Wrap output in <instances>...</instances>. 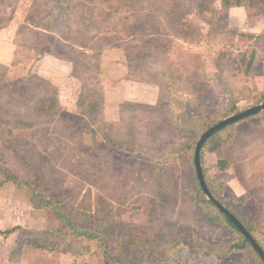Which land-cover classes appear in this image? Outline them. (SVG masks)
<instances>
[{"label": "rangeland", "instance_id": "374dc122", "mask_svg": "<svg viewBox=\"0 0 264 264\" xmlns=\"http://www.w3.org/2000/svg\"><path fill=\"white\" fill-rule=\"evenodd\" d=\"M28 1L0 0V28L19 27L0 66V181L27 185L0 187V227L53 245L51 227L74 235L57 206L97 235L61 245L63 262L81 241V264H105L106 250L135 264H263L202 203L194 156L202 122L264 104V0H38L33 19ZM110 55L127 65L120 81L102 71ZM254 117L213 138L203 167L264 245V112Z\"/></svg>", "mask_w": 264, "mask_h": 264}, {"label": "crops", "instance_id": "0c3cea01", "mask_svg": "<svg viewBox=\"0 0 264 264\" xmlns=\"http://www.w3.org/2000/svg\"><path fill=\"white\" fill-rule=\"evenodd\" d=\"M35 1L37 2L38 0H29L26 5V9L28 10L26 13L25 17L28 16L30 13V10L32 9V6L35 5ZM63 4V0L61 2ZM36 6V5H35ZM62 10H65V7L62 6L60 7V11H58V15H62ZM55 15H50V23L53 19H55ZM32 18L34 15H29ZM24 17V18H25ZM54 17V18H53ZM11 17H8L10 19ZM1 19V18H0ZM7 21V20H6ZM9 21V20H8ZM23 23H20L22 25ZM19 25V26H20ZM24 28L29 27L30 29L33 30H39L37 28H34L32 24H26L24 23ZM14 21L8 23L6 22L5 28H0V66H5L9 67L11 63L13 62L14 55L9 54L7 52L6 47H9V50H12L13 53L15 52V46L11 44L14 42L13 40L15 39L17 33H18V28L17 32L15 31L14 28ZM29 30V29H28ZM12 39V40H11ZM11 47V48H10ZM7 54H5V50ZM114 60L111 59V55L104 57L102 60V71L104 72V75L111 80H117L120 81V79H123L121 75L124 76V67L127 66L125 64V61L121 63L119 62H113ZM73 65L71 71L75 72V63H71ZM74 70V71H73ZM127 70V69H126ZM126 74V73H125ZM43 76V74H40V77ZM113 77V78H111ZM74 79H79L76 76H74ZM116 81V80H115ZM5 230H3L0 227V264H81V258L84 259V257L81 255L84 253V251H88L87 249H83V243L76 242L75 244L71 245L70 249L65 251L66 254H64V257L66 261H62L63 259L61 256L63 255L64 252H62L61 248L53 253H48L43 250L37 249L34 246H29L27 244H23L22 241H20L21 235L18 233L16 234L13 232L10 235L5 234ZM68 243H65V245ZM62 252V253H61ZM57 254V255H56ZM87 253H84L85 255ZM16 256V257H15ZM60 256V257H59Z\"/></svg>", "mask_w": 264, "mask_h": 264}, {"label": "trees", "instance_id": "16d2710c", "mask_svg": "<svg viewBox=\"0 0 264 264\" xmlns=\"http://www.w3.org/2000/svg\"><path fill=\"white\" fill-rule=\"evenodd\" d=\"M227 2H230L229 0H226ZM238 1L240 0H236L237 4ZM262 101L264 103V94L262 95ZM240 112V111H238ZM232 115V114H231ZM231 115H226L225 117H222V119H220L219 121L221 122L222 120L228 118L229 116ZM234 115V114H233ZM255 118V117H253ZM248 120V119H247ZM247 120L243 121V122H246ZM218 123V122H217ZM242 123V122H241ZM239 124V123H238ZM201 125L203 126V133L205 131H207L209 128H211L212 126L209 125L206 121L205 122H202ZM229 128V127H228ZM228 128H226L225 130H227ZM225 130H223L222 132H224ZM222 132H219L218 134H216L213 138H215L216 136H218L219 134H221ZM202 133V135H203ZM201 135V136H202ZM213 138L211 140H209V142L205 145L204 147V150H203V154H202V162L204 161V152L208 146V144L213 140ZM187 149H190L192 146H191V143H188L186 145ZM205 170V169H204ZM206 175V173H205ZM207 179V177H206ZM9 182H13L15 183L16 185H18L19 187H24V186H27L26 184H22L19 182L18 178L14 177V176H6L5 178V181L2 182L0 181V187H2L5 183H9ZM207 182L209 184V187L213 193V195L219 200L221 201L226 207L227 204L224 202V200H222L221 198H219L215 192V188H214V184L211 183L208 179H207ZM201 189V187H200ZM36 197L34 198V202L37 203L38 205V208H48L49 205H51L47 200H45L43 197H41L40 195L38 194H35ZM202 203H207L209 204L210 206L214 207L215 209H217L211 202H209L207 199H204V201ZM52 208L55 210V214H56V220H60L62 222V224L64 226H67L69 228L70 231H73V236H71L69 234L68 231L64 230L63 228L61 229H55L56 227H51L49 228V232L52 233V235L54 236V238L56 239V242L53 244V245H50L47 240L44 241L43 243H39V244H36V245H31V246H34L36 247L37 249H40V250H43L45 252H48V253H53V252H56L60 249L61 245H64L65 243H69L67 241H70L72 239H80V238H83L84 240H91L92 238L96 237L97 238V235H93V233L91 232H88L87 230L83 229V228H80V227H77L75 225H73L71 222H70V219H68L67 217H65L61 212L57 211V206H52ZM203 208V207H202ZM229 209V208H228ZM230 210V209H229ZM231 211V210H230ZM219 212V211H218ZM233 213V212H232ZM221 214V213H220ZM224 220L226 221L227 224H229V226L231 228H233L235 230V232H237L238 234H240L236 228L228 221V219L222 215ZM242 221V220H241ZM243 222V221H242ZM61 224V225H62ZM247 227V226H246ZM247 229L253 234V236L255 237V232L253 231L252 228H249L247 227ZM19 230H22L19 228ZM13 232H15V230H11V231H7L5 232V234L7 235H10L12 234ZM31 233H34V234H50V233H46V232H39L37 233L36 231H30ZM62 238V239H65L66 241L64 243L61 244V242H58L57 240L59 238ZM256 238V237H255ZM245 241V243L250 247V250L256 255V257L264 264V262L262 261V259L259 257V255L256 253V251L252 248V246L250 245V243L248 241H246L245 239H243ZM256 240L258 241V243L261 245V247L264 249V245L260 242L259 239L256 238ZM245 246L243 247H239V250L240 249H244ZM104 259H105V264H135L133 263L132 261L128 260V259H124L122 256H119L117 258V260H112L111 258H108V254H107V250L104 252Z\"/></svg>", "mask_w": 264, "mask_h": 264}, {"label": "water", "instance_id": "95a60500", "mask_svg": "<svg viewBox=\"0 0 264 264\" xmlns=\"http://www.w3.org/2000/svg\"><path fill=\"white\" fill-rule=\"evenodd\" d=\"M262 112H264V104L257 105L238 114L229 116L228 118L222 120L221 122L215 124L207 131H205L196 145L194 164H195L197 179L199 181L201 190L203 194L206 196L207 200L211 202L217 208V210H219L220 213L223 214L228 219V221L236 228V230L242 235V237L250 243L252 248L256 251V253L264 262V249L258 243V241L253 236V234L247 229L244 223L234 213H232V211H230L221 201H219L213 195L209 187V184L207 182L205 170L202 162V154L204 147L209 142V140H211L216 134L222 132L223 130H225L226 128L232 125L238 124L254 116H257Z\"/></svg>", "mask_w": 264, "mask_h": 264}]
</instances>
